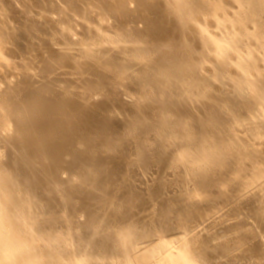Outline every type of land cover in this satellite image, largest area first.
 Wrapping results in <instances>:
<instances>
[{
    "label": "bare ground",
    "instance_id": "1",
    "mask_svg": "<svg viewBox=\"0 0 264 264\" xmlns=\"http://www.w3.org/2000/svg\"><path fill=\"white\" fill-rule=\"evenodd\" d=\"M0 264H264V0H0Z\"/></svg>",
    "mask_w": 264,
    "mask_h": 264
}]
</instances>
